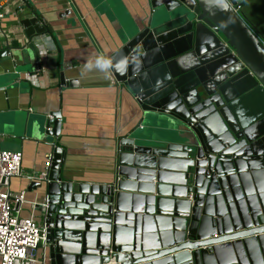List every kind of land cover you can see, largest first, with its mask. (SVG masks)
Masks as SVG:
<instances>
[{"label": "water", "instance_id": "95a60500", "mask_svg": "<svg viewBox=\"0 0 264 264\" xmlns=\"http://www.w3.org/2000/svg\"><path fill=\"white\" fill-rule=\"evenodd\" d=\"M148 1L144 25L109 56L128 61L113 74L143 109L117 140L113 184L67 179L62 113L37 118L54 157L29 189L48 198L37 206L49 262L104 264L112 248L121 264H264V37L237 0ZM31 6L24 40L0 54L41 67L36 36L53 29ZM186 127L196 143L171 136Z\"/></svg>", "mask_w": 264, "mask_h": 264}, {"label": "crops", "instance_id": "0c3cea01", "mask_svg": "<svg viewBox=\"0 0 264 264\" xmlns=\"http://www.w3.org/2000/svg\"><path fill=\"white\" fill-rule=\"evenodd\" d=\"M240 10L264 37V0H237ZM7 0L0 18V50L15 38L24 40V15L31 5L52 24L37 35L41 67L34 57L15 62L0 54V148L21 150L25 172L41 170L53 151L42 139L37 118L59 110L60 134L54 138L63 148V173L67 179L109 183L115 178L116 146L125 132L140 126L143 109L135 93L122 82L97 69L86 71L85 63L97 55L109 57L134 26H143L150 16L148 0ZM71 11L67 14V10ZM47 37L54 49L45 50ZM27 73L34 74L33 78ZM29 178L15 176L11 187L25 190L23 215L44 216L36 201L39 190L29 189Z\"/></svg>", "mask_w": 264, "mask_h": 264}, {"label": "built area", "instance_id": "2783aa9c", "mask_svg": "<svg viewBox=\"0 0 264 264\" xmlns=\"http://www.w3.org/2000/svg\"><path fill=\"white\" fill-rule=\"evenodd\" d=\"M7 0H0V18L5 14ZM34 74L27 73L33 78ZM51 128V127H50ZM53 151L47 155L44 167L33 172L22 169L23 152L0 148V264H50L46 243L45 215L39 220L34 215H23L26 201L25 190L11 187L15 176H26L32 180H44L53 162ZM113 183H109L112 185ZM48 202L45 197L41 202ZM39 203L36 201L34 204ZM110 258L104 264H121L112 248Z\"/></svg>", "mask_w": 264, "mask_h": 264}, {"label": "clouds", "instance_id": "9594fccd", "mask_svg": "<svg viewBox=\"0 0 264 264\" xmlns=\"http://www.w3.org/2000/svg\"><path fill=\"white\" fill-rule=\"evenodd\" d=\"M212 2L227 7L226 0H212ZM46 39V44L43 45L44 51L42 55H47V49L53 48L54 43L51 40V37L44 38ZM42 47V45L37 44V48ZM86 71H92L97 69L100 72L104 73L106 78H110L111 74L115 71L118 73H126L128 68V61L124 58H109L106 56L97 55L94 59H90L85 63L84 66Z\"/></svg>", "mask_w": 264, "mask_h": 264}, {"label": "rangeland", "instance_id": "374dc122", "mask_svg": "<svg viewBox=\"0 0 264 264\" xmlns=\"http://www.w3.org/2000/svg\"><path fill=\"white\" fill-rule=\"evenodd\" d=\"M142 130H145V129H142ZM171 130L173 131V135H171V136L178 138L179 141H188V142L196 143V138H197L196 134L193 131V129H191L190 127H186L184 130L179 129L178 133H177L178 129L173 128ZM28 172H30V171H28Z\"/></svg>", "mask_w": 264, "mask_h": 264}]
</instances>
